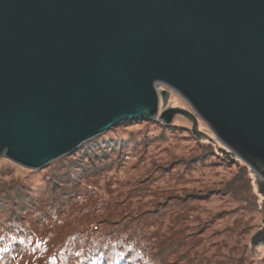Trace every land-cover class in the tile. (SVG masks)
Listing matches in <instances>:
<instances>
[{"label":"water","instance_id":"obj_1","mask_svg":"<svg viewBox=\"0 0 264 264\" xmlns=\"http://www.w3.org/2000/svg\"><path fill=\"white\" fill-rule=\"evenodd\" d=\"M159 84L193 112H160ZM175 114L205 122L264 196V0H0V158L40 169Z\"/></svg>","mask_w":264,"mask_h":264},{"label":"rangeland","instance_id":"obj_2","mask_svg":"<svg viewBox=\"0 0 264 264\" xmlns=\"http://www.w3.org/2000/svg\"><path fill=\"white\" fill-rule=\"evenodd\" d=\"M157 88L167 92L161 98L160 112L170 108L193 112L178 93L163 84ZM167 126L170 130L161 134L151 131L153 138L145 149L128 154L101 174L80 179L83 191L60 204L56 214L36 217L38 220L28 217V247L11 264H59L63 258L69 264L70 254L96 241L92 239L97 236L85 228L98 225L101 228L94 231L99 234L103 221L122 214L129 216L124 226H141L149 245L179 238L188 242L194 235L183 249L189 259L177 264H264V241L252 244V237L264 229V196L257 189L258 195L251 193L257 175L240 158L232 163L211 159L194 164L187 159L183 164L180 160L200 149L191 132L193 120L179 115ZM199 128L214 137L201 119ZM49 165L29 169L0 158V176L11 171L28 184L41 185L48 176L41 177L34 171H44ZM232 187H237L242 196L231 192ZM211 189L215 191L209 192ZM6 246L2 242L0 250ZM174 260L172 255L168 262L176 263Z\"/></svg>","mask_w":264,"mask_h":264},{"label":"trees","instance_id":"obj_3","mask_svg":"<svg viewBox=\"0 0 264 264\" xmlns=\"http://www.w3.org/2000/svg\"><path fill=\"white\" fill-rule=\"evenodd\" d=\"M179 115L184 116L175 114L167 121L128 120L92 138L71 154L50 163L46 170L34 171L41 177L47 174L48 178L45 179L48 180H42L41 185L28 184L23 178L13 176L11 171L0 176V246L2 242L7 245L0 250V264H11L18 255L26 251L31 235L29 225H26L28 217L38 220L36 217L56 214L60 204L68 203L83 191V188H79L80 179L101 174L128 154L145 149L152 141L151 131L156 130L153 133L161 134L170 130L167 125ZM191 132L198 139L200 149L191 157L180 160L183 164L187 159H191L193 164L211 159H221L227 163H232L233 160L239 162L238 157L229 154L215 137L196 134L193 129ZM257 185L254 181L251 193L255 195H258L255 192L256 189L258 191ZM211 191L215 190L211 189L209 192ZM231 192L242 196L237 187H232ZM259 208L261 209V206ZM128 217L126 214L114 219L113 216L109 217V220L102 222L103 227L99 234L94 231L95 228H101L98 225L85 228L97 236L92 239L96 241L92 242L91 246L77 249L75 254H70L69 264H171L168 259L172 255L175 256L176 262L172 264L189 259L188 253L183 249L189 246L194 235L189 237L188 242L179 238L176 241L149 245V237L141 231L139 224L131 228L124 226ZM2 219L6 221L4 224H1ZM85 238L89 240L90 237ZM65 259H59V264H68Z\"/></svg>","mask_w":264,"mask_h":264},{"label":"bare ground","instance_id":"obj_4","mask_svg":"<svg viewBox=\"0 0 264 264\" xmlns=\"http://www.w3.org/2000/svg\"><path fill=\"white\" fill-rule=\"evenodd\" d=\"M82 145V144H81Z\"/></svg>","mask_w":264,"mask_h":264}]
</instances>
